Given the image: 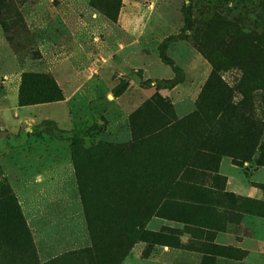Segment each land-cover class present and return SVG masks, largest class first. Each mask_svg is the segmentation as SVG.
Listing matches in <instances>:
<instances>
[{
  "label": "rangeland",
  "instance_id": "1",
  "mask_svg": "<svg viewBox=\"0 0 264 264\" xmlns=\"http://www.w3.org/2000/svg\"><path fill=\"white\" fill-rule=\"evenodd\" d=\"M0 232V264H264V0H0Z\"/></svg>",
  "mask_w": 264,
  "mask_h": 264
},
{
  "label": "trees",
  "instance_id": "2",
  "mask_svg": "<svg viewBox=\"0 0 264 264\" xmlns=\"http://www.w3.org/2000/svg\"><path fill=\"white\" fill-rule=\"evenodd\" d=\"M175 39H182V38H180L178 36H171V37H169V38L166 39V41L164 42V45L162 46V49H161V52H160V56H161V59L164 62L171 63V60L169 58H167V56L165 55V52H164V50H165V43H167L169 41H172V40H175ZM231 103L232 102H230V100L227 101V102H224L221 105V107L219 108V114L222 113V115H223L226 112H228L229 110H235L236 107H234ZM239 119H240L239 122L242 123V124H245V122H248L249 121V124H250L251 128L254 129V130H257V131H259L258 129L260 128V125H262V124L258 123L257 121H255L254 118L246 119V118H244L242 116ZM10 197L11 196H8L7 198H10ZM11 200L13 202H15L13 197H11ZM15 211L17 212V215L19 216V222H20V226L19 227L21 228V231L23 233V237L21 239L19 238L18 240L14 239V238H9L10 243L13 244V242H14L13 245L21 246V247L27 249L26 251H28L30 253L32 247H31V241L29 239V235H28V231H27L26 225H25L24 221L22 220L21 216L18 213V211H19L18 208L15 207ZM5 237H6L5 234H3L2 232H0V239L3 240V239H5ZM6 239H7V237H6Z\"/></svg>",
  "mask_w": 264,
  "mask_h": 264
}]
</instances>
